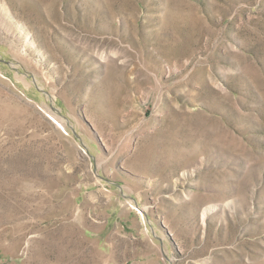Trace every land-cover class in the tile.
I'll list each match as a JSON object with an SVG mask.
<instances>
[{"label":"rangeland","instance_id":"obj_1","mask_svg":"<svg viewBox=\"0 0 264 264\" xmlns=\"http://www.w3.org/2000/svg\"><path fill=\"white\" fill-rule=\"evenodd\" d=\"M0 264H264V0H0Z\"/></svg>","mask_w":264,"mask_h":264}]
</instances>
